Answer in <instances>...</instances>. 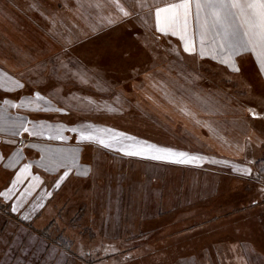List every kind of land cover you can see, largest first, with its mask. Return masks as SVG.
Returning <instances> with one entry per match:
<instances>
[{"label":"crops","instance_id":"0c3cea01","mask_svg":"<svg viewBox=\"0 0 264 264\" xmlns=\"http://www.w3.org/2000/svg\"><path fill=\"white\" fill-rule=\"evenodd\" d=\"M180 2L0 0V192L15 183L0 203L13 223L37 236L73 209L92 216L103 242H126L131 226L150 235L176 211L217 210L202 203L224 177H252L239 169L264 155V56L232 47L210 0L191 2L195 50L186 52L155 18L156 7ZM224 11L229 32L246 40L240 11ZM117 35L135 41L121 51ZM154 149L172 155L152 159ZM107 251L115 264L132 258Z\"/></svg>","mask_w":264,"mask_h":264},{"label":"rangeland","instance_id":"374dc122","mask_svg":"<svg viewBox=\"0 0 264 264\" xmlns=\"http://www.w3.org/2000/svg\"><path fill=\"white\" fill-rule=\"evenodd\" d=\"M55 15L57 14H50L49 18L52 19ZM133 39L132 42L135 41ZM113 41L120 45L121 51L131 43L126 35H117ZM159 57L164 56L161 54ZM251 80L254 81L252 76ZM262 120L264 127V117ZM259 161L247 168L253 172L252 177H224L218 191L214 189L218 197L212 198L208 203H202L206 207L216 204L217 210L176 211L164 220L156 222L161 229L150 235L142 233L138 227L131 226L127 230L126 242H103L102 236L97 235L100 228L94 226L90 214H77L73 209L64 211L60 218L65 224L59 226L60 228L52 227L48 231L52 248L57 249V256L64 254L57 264H115L116 260H111L110 257L102 258L103 253L108 252L107 248H110L111 254L127 251L126 254L132 255V258L125 261L122 259L120 264H264V155ZM245 169L240 168V174ZM229 183L231 186H228ZM206 188L210 190V187ZM4 209L0 203V262L8 250V245L11 246L12 253L22 251L19 247L28 245L32 252L26 253L28 260L23 264H45L42 257L45 245L43 238L39 235L37 237L31 227L23 228L13 223L7 216V208ZM71 218L72 221L69 222ZM5 221L8 223L7 228H4ZM128 221L134 222L131 213ZM63 228L66 235L62 232ZM68 235L79 237L78 242L74 243ZM58 236L65 237L70 243L67 252L58 244L55 245ZM67 242L62 243L68 246ZM52 252H48V257L52 256ZM34 253L35 256H32ZM53 262L54 260L52 264Z\"/></svg>","mask_w":264,"mask_h":264},{"label":"snow or ice","instance_id":"6c2138e0","mask_svg":"<svg viewBox=\"0 0 264 264\" xmlns=\"http://www.w3.org/2000/svg\"><path fill=\"white\" fill-rule=\"evenodd\" d=\"M191 2L192 0H181L180 3L170 4L166 7H156L155 9V18L158 31L161 33L167 34L171 32L172 35H180V39L185 41L184 50L186 52L194 51V42L187 38V29H188V17L191 11ZM141 7L144 6L143 0H140ZM197 9H200L202 5L198 2ZM207 7L213 9L214 17L222 22L223 27L225 29L226 35L231 37V45L233 48H242L248 45H253L254 47H259L261 50L262 56H264V0H250V2L241 3L240 0H232L230 4L224 3V0H210L207 4ZM238 9L241 13L243 21L248 26V31L245 33L247 37L246 40L241 42L239 39L235 37L234 33L229 32V25L227 24L228 12H225V9ZM123 12L124 16H128L129 13L125 11L123 8L120 9ZM202 28V36L203 32L206 31V24L201 25ZM238 70V69H237ZM260 70L264 72V59L261 60V68ZM27 131V129H25ZM96 137L92 135H81V139L90 140L95 139ZM99 143L104 147H109L110 144L106 142L104 139H100ZM148 151H152L153 147L149 146ZM146 151L145 148H140L136 151H129L126 154L128 155H142ZM157 153L155 155H151L152 159H165L167 156L161 155L159 153H168V156L172 155L168 150L162 149H154ZM181 157H184L185 153L179 154ZM195 159V157L191 158ZM178 163H187V160L180 159L175 161ZM29 166H26V168ZM242 175H251V169H245L242 172ZM15 188V183H13L12 188L7 189L4 192H0V196H2L5 200L10 199L11 192ZM11 211H17V208H11Z\"/></svg>","mask_w":264,"mask_h":264},{"label":"trees","instance_id":"16d2710c","mask_svg":"<svg viewBox=\"0 0 264 264\" xmlns=\"http://www.w3.org/2000/svg\"><path fill=\"white\" fill-rule=\"evenodd\" d=\"M260 163V161L257 163V164H259ZM2 207H3V210H5L4 208H5V205H1ZM10 212H8V218H10L12 221L13 220H15L10 214H9ZM10 220V221H11ZM5 227L4 228H7L8 227V223L5 221ZM53 227V223L51 224V226L48 228V229H46L45 231H43V232H39V233H37L38 235H39V237H42L43 238V241L45 242V245L43 246L44 248H43V251H42V257L44 258V262H45V264L46 263H51L52 264V260H54V264H57V262H60L61 261V257L62 256H64V254L62 253V254H60V256L58 257L57 256V254H56V252H57V249H55V248H52V240L49 238V230H51V228ZM3 227H2V230L4 229ZM34 234V233H33ZM58 238L59 239H57L56 241H55V245L56 244H58L61 248H64L63 250L65 251V252H67L68 250H69V248H70V243L69 242H67V240H66V238L65 237H62V236H58ZM67 242L69 245L68 246H65V243L63 244L62 242ZM14 241L12 240V243H13ZM9 244H10V240H9V242H8ZM28 245H24V247L23 248H21V246L19 247L20 249H22V251L21 250H17V251H14L13 253H12V250H11V246L10 245H8V250L6 251V253H5V256L3 257V259H2V261L0 262V264H20V263H26L27 261L26 260H28V259H26V258H28L27 256H28V254H26V253H29L30 254V252H32V251H30V249L32 250V248H30L29 246V248L27 247ZM39 248V247H38ZM66 248V249H65ZM40 249V248H39ZM42 249V248H41ZM30 251V252H29ZM37 251H38V249H37ZM53 251V252H52ZM21 252V253H20ZM48 252H49V254H50V252H52V256L51 257H48V256H50L49 254H48ZM37 253V252H36ZM54 253V254H53ZM59 254V253H58ZM40 255V254H39ZM31 256V255H30ZM32 256H35V253L32 255ZM41 256V255H40ZM39 261H40V258H39ZM41 262V261H40Z\"/></svg>","mask_w":264,"mask_h":264}]
</instances>
